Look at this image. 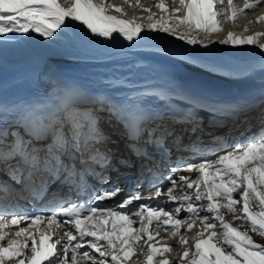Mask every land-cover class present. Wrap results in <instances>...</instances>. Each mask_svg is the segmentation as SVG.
I'll use <instances>...</instances> for the list:
<instances>
[{
    "label": "snow or ice",
    "instance_id": "obj_1",
    "mask_svg": "<svg viewBox=\"0 0 264 264\" xmlns=\"http://www.w3.org/2000/svg\"><path fill=\"white\" fill-rule=\"evenodd\" d=\"M66 2L67 6L60 0H0V42L17 34L53 38L77 22L87 34L105 40L118 36L133 43L147 31L171 35L192 46L206 48L219 42L255 45L264 51V43H258L264 32L229 31L226 38L207 43L199 35L222 31L221 17L235 21L264 5V0H243L242 7L236 6V0H173L177 7L156 0L148 8L134 0L148 13L147 24L124 18L122 6L109 0ZM124 2L133 4V0ZM152 7L160 10L158 19ZM259 21H264V14L256 17ZM115 86L130 89L123 101L103 93L88 96L78 86H65L39 104L0 101V122L10 119L13 125L0 128V172L22 189L13 201L10 196L15 189L0 185V264H130L138 253L145 256L143 264H264V242L254 238L264 240V138L237 142L211 159L196 155L204 151L200 138L181 147V138L175 137L177 150L193 155L178 156L173 162L166 137L174 133L165 128L156 136L159 125L147 127L162 119V114L151 113L145 101L164 102L174 123L192 122V110L206 107L204 102L147 81L130 84L117 78ZM177 99L189 109L174 107ZM100 113L106 114L103 119L110 126L113 121L120 124L129 141L147 133L144 145L160 152L166 169H148V177L142 172L136 179L137 188L149 180V196L137 191L118 204H108L122 191L118 185L99 191L90 187L87 177L108 184L104 169L116 170L111 150L100 147L110 139L100 127ZM127 147L134 155H148L138 143ZM196 159L199 162H189ZM118 162L131 166L127 159ZM57 183L67 195L46 200L48 187ZM20 200L31 203L32 211L22 209ZM38 204L42 205L39 211L47 214H37ZM182 229L184 233L196 229L195 236L188 238ZM175 237L183 252L170 260L173 249L168 240Z\"/></svg>",
    "mask_w": 264,
    "mask_h": 264
},
{
    "label": "bare ground",
    "instance_id": "obj_2",
    "mask_svg": "<svg viewBox=\"0 0 264 264\" xmlns=\"http://www.w3.org/2000/svg\"><path fill=\"white\" fill-rule=\"evenodd\" d=\"M109 2L122 6L124 18H134L137 23L147 24L149 21L145 17L148 13L144 12L143 8L153 6L156 0H141L143 8L136 6L134 0L132 6L124 0H109ZM60 3L67 6L66 0H60ZM165 3L171 7L178 6L173 3V0H165ZM236 6L242 7L243 0H236ZM152 11L156 14L154 18L158 19L160 10L152 7ZM261 14H264V5L254 11L246 12L235 21L224 20L221 17L222 31L209 33L207 37L202 33L199 35L207 43L208 40L219 41L226 38L229 31L242 35L264 32V21L256 22V17ZM249 21L253 23L249 24ZM179 31H183V26ZM196 34L191 33V35ZM258 43H264V35L258 37ZM151 56L154 58L148 61L143 60ZM135 60L140 61L134 63ZM165 75L170 76L178 88H184L185 96L196 97L206 106L222 103V106L230 104L233 108L247 105L249 107L255 104L253 100L260 101L259 99L264 96V51L255 45L233 46L219 42L211 43L206 48L200 45L192 46L171 35L147 31L143 33L140 40L133 43L124 41L118 36L112 40H105L87 34L77 22H71L53 38L44 39L36 34H17L8 42H0V101L9 105L43 103L49 101L54 93L61 91L65 86H77V84L84 86L91 94L103 93L120 102L124 100L130 89L115 86L117 78H128L126 80L130 84L147 81L151 84L166 86L169 80L163 79ZM158 81L164 83H158ZM175 85L169 88L174 89ZM203 88L210 89L212 92L206 95V92L199 91ZM208 97L213 98L214 101ZM154 101H156L155 98H149L145 104L155 111L162 104H155ZM177 101L180 100L177 99ZM217 115L214 117L219 118ZM236 117L225 122V126L233 127L241 117L247 118L241 114ZM113 125L121 130L120 125L115 123L111 127ZM165 128L174 133L173 136L167 137L173 141L178 133L170 130L166 125H159L155 135L159 136ZM198 134L203 142L208 141V138L216 137L212 132H207L208 138L204 136L205 134ZM260 138H264V133ZM119 139L120 143L124 142L121 137ZM228 150H231V147L221 149L214 154L202 155L214 159L221 151ZM126 151L127 146L121 145L120 150L118 148L117 151H112V162H118L121 157L132 162L131 156L121 154ZM189 162L196 163L199 159ZM182 174L187 175L186 172ZM124 190H126L125 186ZM137 191L144 197L150 195V187L139 188ZM137 191L127 192L119 199L116 200L115 197L107 203L118 204ZM151 191H154V187ZM62 195L64 196L65 192ZM165 207L170 206L165 205ZM183 217L184 214L181 213L180 218ZM195 231L196 229L184 233V230H181L182 234H186L188 238L195 236ZM161 235L166 234L161 233ZM254 238L258 242H264L258 236ZM168 243L173 249V254L168 256L170 260L174 255L183 252L179 237L169 239ZM144 259L143 253L135 254L131 257L130 264H143Z\"/></svg>",
    "mask_w": 264,
    "mask_h": 264
},
{
    "label": "rangeland",
    "instance_id": "obj_3",
    "mask_svg": "<svg viewBox=\"0 0 264 264\" xmlns=\"http://www.w3.org/2000/svg\"><path fill=\"white\" fill-rule=\"evenodd\" d=\"M69 76V75H68ZM126 79H128V78H126ZM163 79H166V80H169V81H167L166 82V86H172V85H175V82L174 81H172L171 79H170V76H167V75H165V77H163ZM174 80V79H173ZM158 83H164L163 81H158ZM61 86V85H60ZM56 87H58V86H56ZM178 88V87H177ZM179 89V88H178ZM199 91H203V92H206L205 94L206 95H208L210 92H212V90H208V89H205V88H203V89H201V90H199ZM205 95V96H206ZM174 102H177V103H184V102H182L181 100L180 101H177V100H175ZM174 102H172L173 103V106L174 107H177V106H175L174 104ZM154 103L155 104H162V106L163 105H165V103L164 102H162V103H160V101H158V100H156V101H154ZM166 106V105H165ZM179 108V107H178ZM100 116H101V114H100ZM105 115L103 114L101 117H102V119L100 120V127L103 129V131L104 132H106V134L109 136V138L112 140V141H121L119 138L117 139V133H118V126H115V125H113V127H114V129H113V127H111L108 123H106L105 122V120L103 119V117H104ZM113 135H114V137H113ZM116 137V138H115ZM121 138H122V136H120Z\"/></svg>",
    "mask_w": 264,
    "mask_h": 264
}]
</instances>
